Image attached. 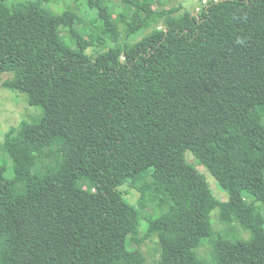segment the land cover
<instances>
[{
	"label": "trees",
	"instance_id": "16d2710c",
	"mask_svg": "<svg viewBox=\"0 0 264 264\" xmlns=\"http://www.w3.org/2000/svg\"><path fill=\"white\" fill-rule=\"evenodd\" d=\"M46 1L0 0L4 86L44 109L4 137L0 264H146L139 244L151 236L163 250L148 264H264V0L199 12L121 0L117 16L113 0H85L97 12L89 32ZM187 150L250 239L214 236L218 199ZM205 238L210 259L196 251Z\"/></svg>",
	"mask_w": 264,
	"mask_h": 264
},
{
	"label": "rangeland",
	"instance_id": "374dc122",
	"mask_svg": "<svg viewBox=\"0 0 264 264\" xmlns=\"http://www.w3.org/2000/svg\"><path fill=\"white\" fill-rule=\"evenodd\" d=\"M156 8H171L178 7L179 12L185 10H190L195 12L199 0H153ZM48 8L54 10L56 13H61L66 9H74L81 17L84 18L81 24V29L85 32H89L91 29H97L96 25L93 24V20L97 15L95 9H88L85 4V0H47L45 2ZM114 8L116 10V16L123 9V4L121 0H113ZM169 19L165 24L169 23ZM61 28V34L67 35L65 31ZM123 31L124 24L120 26ZM98 30V29H97ZM149 30H146L132 40L136 41L141 39ZM64 32V33H63ZM124 35L122 36V40ZM112 42L107 39L105 42L99 44L96 47L89 48V52L96 54L100 51L107 49ZM13 76L12 72H5L0 76V165L4 162L8 164L9 167L13 164V160L7 153L4 147V137L5 134L11 130L13 127H29L33 121L37 120L43 114V107L39 105H30L28 102V96L26 93L13 91L4 86V81ZM187 160L192 163L196 168L203 172L217 199L218 206L212 211V223L213 229L215 231L214 236L219 232H230L232 239L238 238L243 240H248L251 237V232L244 230L243 227L237 223L232 218V205L229 201L228 193L221 188L216 177L207 169V167L190 151H186ZM42 162H48V158L43 157ZM42 162L39 163L42 164ZM8 176H12V171L8 170ZM126 197V199L131 203H137L138 197L140 195L139 191L135 188L130 187L128 184H124L120 187ZM262 211L264 213V203H260ZM151 211V210H150ZM148 211V212H150ZM146 210L141 211L140 225L137 230L138 237H143L146 233L147 224V214ZM212 241L213 238H205L204 244L201 245L196 251L198 254L204 258L210 259L212 257ZM139 248L145 254L146 264L159 259L161 252L163 250V243L157 236H151L141 241Z\"/></svg>",
	"mask_w": 264,
	"mask_h": 264
},
{
	"label": "built area",
	"instance_id": "2783aa9c",
	"mask_svg": "<svg viewBox=\"0 0 264 264\" xmlns=\"http://www.w3.org/2000/svg\"><path fill=\"white\" fill-rule=\"evenodd\" d=\"M217 1L220 0H199V4L196 11L199 12L203 7L207 6L210 2H217Z\"/></svg>",
	"mask_w": 264,
	"mask_h": 264
}]
</instances>
